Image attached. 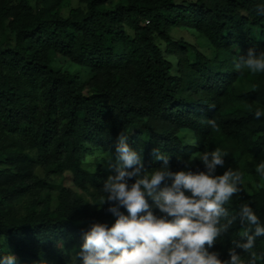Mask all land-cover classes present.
<instances>
[{"label": "trees", "instance_id": "16d2710c", "mask_svg": "<svg viewBox=\"0 0 264 264\" xmlns=\"http://www.w3.org/2000/svg\"><path fill=\"white\" fill-rule=\"evenodd\" d=\"M79 2L0 0V264H264V0Z\"/></svg>", "mask_w": 264, "mask_h": 264}, {"label": "rangeland", "instance_id": "374dc122", "mask_svg": "<svg viewBox=\"0 0 264 264\" xmlns=\"http://www.w3.org/2000/svg\"><path fill=\"white\" fill-rule=\"evenodd\" d=\"M80 6L81 8L84 7L83 4L79 2V0H70V4L68 6H65L61 9V12L64 16H67L69 14L70 8ZM191 31V32H190ZM172 35L175 38L183 37L189 42H202L203 44L208 45L207 39L204 37H201L198 35L194 30H189V32L186 29H173ZM199 40V41H198ZM59 66L70 70L71 72L75 71H83V68L80 66H76L70 62H63L62 60L59 63ZM252 88V84L248 82L244 78H240L237 82V90L238 92L242 93ZM97 155H103L102 153H97ZM92 157H88L87 160L90 161ZM109 168L112 170V181L116 185L120 182V172L118 169L117 164L114 160H112L109 163ZM68 184H71L70 181H67ZM163 201L162 196L159 193L155 194L153 206L157 207L161 202ZM150 247H151V263L150 264H170L168 262L169 252L166 251L161 244V241L159 239L151 240L149 241Z\"/></svg>", "mask_w": 264, "mask_h": 264}]
</instances>
